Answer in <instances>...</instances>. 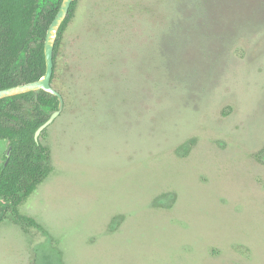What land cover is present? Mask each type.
I'll return each instance as SVG.
<instances>
[{"label":"rangeland","instance_id":"obj_1","mask_svg":"<svg viewBox=\"0 0 264 264\" xmlns=\"http://www.w3.org/2000/svg\"><path fill=\"white\" fill-rule=\"evenodd\" d=\"M51 84L18 211L64 264H264V0H76ZM12 215L0 264H33Z\"/></svg>","mask_w":264,"mask_h":264},{"label":"trees","instance_id":"obj_2","mask_svg":"<svg viewBox=\"0 0 264 264\" xmlns=\"http://www.w3.org/2000/svg\"><path fill=\"white\" fill-rule=\"evenodd\" d=\"M61 1L0 0V89L32 82L43 75L44 38ZM75 6L73 0L56 35L51 81L60 38ZM52 103L57 106L56 98L42 90L0 99V140L11 146L7 162L4 165L3 154L0 163V200L1 205L11 209L14 222L36 227L45 235V240L33 248V264H64L56 240L33 217L18 211V206L52 171L49 147L33 137L51 114L46 108Z\"/></svg>","mask_w":264,"mask_h":264},{"label":"water","instance_id":"obj_3","mask_svg":"<svg viewBox=\"0 0 264 264\" xmlns=\"http://www.w3.org/2000/svg\"><path fill=\"white\" fill-rule=\"evenodd\" d=\"M73 0H62L60 6L53 17L52 21L50 22L43 44V51H44V61H45V70L43 75L32 82L22 83L15 86H11L8 88L0 89V99L7 97L22 94L29 91H39L42 90L52 96H54L57 100L56 109L51 112L49 117L41 123L36 130L34 131L33 137L35 142H39V135L40 133L47 128L55 119L56 116L61 112L63 108V97L62 95L52 86L51 84V76L53 73V49L56 40V35L61 23L64 21L68 14V10L70 4ZM11 153V146L8 145L4 152L5 155V163L7 162ZM4 205L0 204V217L3 214Z\"/></svg>","mask_w":264,"mask_h":264}]
</instances>
